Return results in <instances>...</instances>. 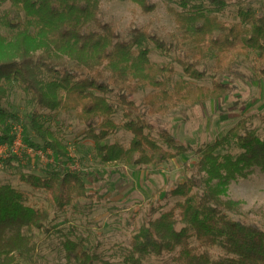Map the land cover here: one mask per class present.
<instances>
[{"label": "trees", "instance_id": "16d2710c", "mask_svg": "<svg viewBox=\"0 0 264 264\" xmlns=\"http://www.w3.org/2000/svg\"><path fill=\"white\" fill-rule=\"evenodd\" d=\"M102 1L0 0V6L10 3L24 14L19 23L5 20L10 35L0 36V146H11L15 140L9 121L19 117L2 103L18 86L36 106L27 126L43 145H36L26 134L25 143L50 149L59 159L67 156L66 149L46 127L45 118L71 112L85 125L96 156L105 165L121 163L142 169L194 152L200 157L195 166L206 176L205 182L192 176L175 185L169 194L177 203L134 229L130 245L121 254L122 264H264V229L232 219L227 212H235L240 203L223 201L222 191L216 190L238 177L246 178L255 167L264 172V137L255 128L256 116L244 117L223 137L199 148L180 142L168 130H156L146 120V116L163 117L182 106L222 99L229 92V86L218 81L212 88L175 81L172 65L151 61V45L163 55L179 51L178 62L193 80L206 78L199 67L208 59L225 72L246 53L255 54V71L264 77V5L260 12L240 9V21L228 28L219 16L227 1L174 0L181 9H168L176 24L173 47L149 28L135 29L131 41L122 40L112 25L100 19ZM129 1L146 14L156 9L150 0ZM141 90L149 91L144 111L133 100ZM113 95H126L128 101L122 125L114 119L118 110ZM259 118L264 123V117ZM120 128L131 132L129 146L105 144ZM231 142L240 155L218 154ZM41 173H22L20 180L34 191L46 192L58 212H66L75 200L94 198L80 177L55 164L43 165ZM214 181L219 183L216 187ZM29 200L28 193L0 184V264L31 261L38 233L49 232V211L30 205ZM72 232L58 231L66 258L78 264L98 261L84 242L70 239Z\"/></svg>", "mask_w": 264, "mask_h": 264}, {"label": "rangeland", "instance_id": "374dc122", "mask_svg": "<svg viewBox=\"0 0 264 264\" xmlns=\"http://www.w3.org/2000/svg\"><path fill=\"white\" fill-rule=\"evenodd\" d=\"M150 1L156 9L146 14L129 0H103L100 19L112 25L124 41L132 40L133 30L149 28L158 39L176 47V24L168 9L179 10L181 7L174 0ZM225 1L228 6L219 16L228 28L240 21V9L251 7L260 12L264 5V0ZM7 19L19 23L23 21L24 14L15 10L10 3L0 6V36L10 35L9 29L4 25ZM151 49L150 59L153 63L174 67L175 81L183 80L192 86L208 88H212L213 82L218 81L229 86V92L222 99L196 106H182L163 117L146 116V120L156 130H168L180 142L199 148L223 137L244 117L255 115V128L264 137V123L259 118L264 117V77L255 71L257 58L254 53H246L234 67L225 72H220L215 67L213 59H208L199 67L205 72L206 78L197 81L185 75L178 62L179 51L163 55L153 45ZM148 93L147 90H141L133 98L141 111H144V98ZM112 99L118 110L114 119L122 125L124 108L128 103L126 95H113ZM2 104L7 111L19 117L18 121H9L14 133L22 132L23 137L26 134L36 145L42 146L43 142L27 126L36 106L30 104L25 93L14 86ZM45 124L62 140L67 153L65 158L59 159L50 150L42 155L24 152L22 157L12 159L6 154L7 147H0V184H9L28 193L30 205L47 209L50 213L46 223L49 232L38 233L34 257L31 261H22L24 264H78L66 258L60 246L62 236L58 233L59 230H65L69 234L73 230L69 235L70 239L84 242V247L98 256L99 260L93 264H122L121 254L130 245L134 229L147 224L149 220L159 218L177 203L178 199L169 194L174 186L185 183L192 176H197L203 183L206 180V176L199 174L195 166L200 157L194 152L182 155L169 164L142 169L121 163L105 165L98 160L94 143L87 137V129L77 119L76 113H55L52 118H45ZM132 138L131 132L120 128L105 144L119 143L128 147ZM227 153L237 157L241 151L231 142L218 151L221 155ZM53 164L65 173L80 177L87 192L94 195V198L75 200L66 212H58L52 207L51 197L46 192L34 191L21 182L22 173L43 176V165ZM218 184V181H214L212 186L216 187ZM216 190L222 191L219 195L223 201L240 203L235 212H227L232 219L256 224L264 229L262 169L255 167L248 171L246 178L238 177ZM211 253L213 256L218 254L215 250Z\"/></svg>", "mask_w": 264, "mask_h": 264}, {"label": "built area", "instance_id": "2783aa9c", "mask_svg": "<svg viewBox=\"0 0 264 264\" xmlns=\"http://www.w3.org/2000/svg\"><path fill=\"white\" fill-rule=\"evenodd\" d=\"M14 129L16 130V128H14ZM12 132H13V134H15L14 135L15 136L14 143L11 146L5 145L7 147L6 154H7L8 158L14 157V158L18 159V157H22V155H24L26 153H28L30 155L36 154V153H38L39 155H42V153L46 154L48 151H50V149H47L46 151H44L43 149H35L33 147H30L29 145H27L25 143L22 132H20L19 134L14 133L13 130H12ZM22 153H24V154H22ZM48 157L50 159H52V156L48 155Z\"/></svg>", "mask_w": 264, "mask_h": 264}]
</instances>
